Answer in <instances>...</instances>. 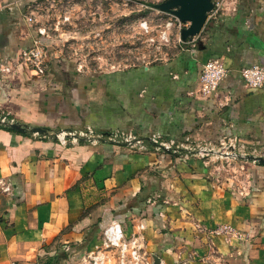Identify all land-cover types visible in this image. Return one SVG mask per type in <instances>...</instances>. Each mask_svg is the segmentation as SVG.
Listing matches in <instances>:
<instances>
[{"label":"crops","instance_id":"crops-1","mask_svg":"<svg viewBox=\"0 0 264 264\" xmlns=\"http://www.w3.org/2000/svg\"><path fill=\"white\" fill-rule=\"evenodd\" d=\"M206 17L194 44L162 60L116 68H79L55 50L31 73L18 61L32 30L21 6L0 0V107L14 121L45 132L0 124V264H75L98 243L110 219L125 232L136 221L145 248L165 264H264V164L244 163L248 192L210 174L194 156L127 148L100 140L57 142L58 128H130L145 135L216 139L235 134L264 142V82L249 87L239 68L264 66V0H229ZM221 57L228 70L215 93L192 94L199 64ZM215 175H217L215 177ZM228 222L245 232L226 242L190 224ZM78 252V254H77Z\"/></svg>","mask_w":264,"mask_h":264},{"label":"built area","instance_id":"built-area-1","mask_svg":"<svg viewBox=\"0 0 264 264\" xmlns=\"http://www.w3.org/2000/svg\"><path fill=\"white\" fill-rule=\"evenodd\" d=\"M213 1L212 8L207 11L206 17L217 12V2ZM20 11L21 18L30 26L32 33L30 43L18 52V61L23 64L31 73L40 74L45 68V54L47 45L44 41V27L32 24V17L25 11ZM175 23L177 30V43L181 47H188L194 44L195 35L182 40L179 38V28L187 21H181L172 15V20L167 24ZM0 69H7L0 64ZM227 66L221 57H209L199 64L196 83L193 86L192 94L208 96L215 93L216 86L227 73ZM239 75L249 87H259L264 82V66L259 63H250L239 68ZM8 110L0 107V124L8 125L14 121L9 116ZM57 142L65 144L84 140L89 143H96L106 140L114 143H121L127 148L137 151H145L147 144L155 150L178 153L183 156L194 155L202 163L209 166L210 174L220 172L226 175L229 180V187L233 194L243 196L248 192V182L244 171L246 155L264 156V142L256 143L252 140L242 138L235 134H222L216 139L207 137L191 136L184 134L180 137L163 136L156 130H150L145 135H140L130 128L115 127L106 132L95 130L91 125L72 128H58L53 132ZM215 175V177L217 176ZM217 178V177H216ZM190 224L197 232L205 235H220L226 242L231 239L245 238L246 234L239 228L228 222H217L213 225H206L196 218H190ZM144 224L136 221L134 229L125 232L120 222L110 219L102 227L98 243L93 247L85 249L77 264H165L162 260L154 261L153 253L145 248L142 230ZM4 264H21L16 260H10ZM174 264H189L186 258H176Z\"/></svg>","mask_w":264,"mask_h":264},{"label":"rangeland","instance_id":"rangeland-1","mask_svg":"<svg viewBox=\"0 0 264 264\" xmlns=\"http://www.w3.org/2000/svg\"><path fill=\"white\" fill-rule=\"evenodd\" d=\"M156 1L13 0L31 15L32 24L44 27L48 50L83 69L123 67L171 56L178 48L177 30L175 23L167 24L170 13L151 5ZM214 1L220 12L229 0ZM83 253L80 250L75 264Z\"/></svg>","mask_w":264,"mask_h":264},{"label":"water","instance_id":"water-1","mask_svg":"<svg viewBox=\"0 0 264 264\" xmlns=\"http://www.w3.org/2000/svg\"><path fill=\"white\" fill-rule=\"evenodd\" d=\"M151 5L159 10L170 13L181 21H187V24L181 26L178 31L179 38L184 40L189 36L196 34L201 28L207 11L212 8V0H159L151 2ZM8 126L18 131L45 132L46 129L40 125L27 126L25 123L12 121ZM247 159H253L264 163L262 155H246ZM154 261H157V255L153 254Z\"/></svg>","mask_w":264,"mask_h":264},{"label":"trees","instance_id":"trees-1","mask_svg":"<svg viewBox=\"0 0 264 264\" xmlns=\"http://www.w3.org/2000/svg\"><path fill=\"white\" fill-rule=\"evenodd\" d=\"M5 127L8 128V129H12L11 127H9L8 125L5 124ZM257 163H260V162H257ZM260 164H264V163H260Z\"/></svg>","mask_w":264,"mask_h":264}]
</instances>
